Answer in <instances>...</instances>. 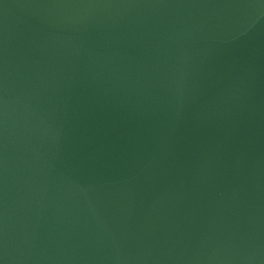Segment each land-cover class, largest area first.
I'll return each mask as SVG.
<instances>
[{
  "label": "water",
  "instance_id": "obj_1",
  "mask_svg": "<svg viewBox=\"0 0 264 264\" xmlns=\"http://www.w3.org/2000/svg\"><path fill=\"white\" fill-rule=\"evenodd\" d=\"M0 264H264V0H0Z\"/></svg>",
  "mask_w": 264,
  "mask_h": 264
}]
</instances>
